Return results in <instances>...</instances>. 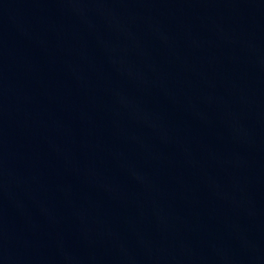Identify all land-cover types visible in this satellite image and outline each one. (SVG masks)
Wrapping results in <instances>:
<instances>
[{"label": "water", "instance_id": "95a60500", "mask_svg": "<svg viewBox=\"0 0 264 264\" xmlns=\"http://www.w3.org/2000/svg\"><path fill=\"white\" fill-rule=\"evenodd\" d=\"M0 264H264V0H0Z\"/></svg>", "mask_w": 264, "mask_h": 264}]
</instances>
